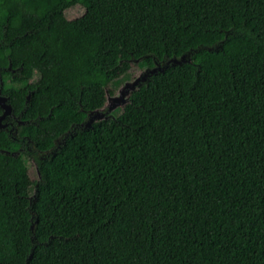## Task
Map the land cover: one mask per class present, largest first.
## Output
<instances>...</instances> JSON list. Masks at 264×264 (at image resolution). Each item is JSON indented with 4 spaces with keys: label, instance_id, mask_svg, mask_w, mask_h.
<instances>
[{
    "label": "trees",
    "instance_id": "16d2710c",
    "mask_svg": "<svg viewBox=\"0 0 264 264\" xmlns=\"http://www.w3.org/2000/svg\"><path fill=\"white\" fill-rule=\"evenodd\" d=\"M114 49L177 72L83 127ZM0 77V264H264V0H0Z\"/></svg>",
    "mask_w": 264,
    "mask_h": 264
},
{
    "label": "rangeland",
    "instance_id": "374dc122",
    "mask_svg": "<svg viewBox=\"0 0 264 264\" xmlns=\"http://www.w3.org/2000/svg\"><path fill=\"white\" fill-rule=\"evenodd\" d=\"M66 14L71 19L76 18L85 28L92 27L95 21V14L81 5L68 9ZM109 64L113 72L111 88L115 93L108 96L107 102L104 105H98L73 118L74 121L83 127L97 124L108 116L128 120L135 114V108L131 103L132 98L139 97L138 95L141 92L143 93V90L154 81H162L169 75L177 72L176 67L163 68L152 57L131 55L120 52L118 49L112 51ZM21 102V96L19 95L12 96L10 100L8 99V103L15 110L20 108ZM62 110V108H56L54 112L60 114ZM18 151L19 148L16 145H12L9 150L13 154L18 153ZM29 168L32 179H37L39 173L35 163L31 160L29 161ZM24 191L28 198H32L34 195V188L32 186H25ZM24 216L26 220L32 221L36 245L29 259L30 261H36L50 250L47 242L49 236L35 220L33 221V217L29 211H24Z\"/></svg>",
    "mask_w": 264,
    "mask_h": 264
},
{
    "label": "water",
    "instance_id": "95a60500",
    "mask_svg": "<svg viewBox=\"0 0 264 264\" xmlns=\"http://www.w3.org/2000/svg\"><path fill=\"white\" fill-rule=\"evenodd\" d=\"M1 83H2V80L0 77V86H1ZM0 106L3 109V114L1 115L0 119H3L11 112L12 107L8 103V98L1 93V89H0Z\"/></svg>",
    "mask_w": 264,
    "mask_h": 264
},
{
    "label": "flooded vegetation",
    "instance_id": "af4514ba",
    "mask_svg": "<svg viewBox=\"0 0 264 264\" xmlns=\"http://www.w3.org/2000/svg\"><path fill=\"white\" fill-rule=\"evenodd\" d=\"M6 117H7V116H6ZM6 117H5V118H6Z\"/></svg>",
    "mask_w": 264,
    "mask_h": 264
}]
</instances>
